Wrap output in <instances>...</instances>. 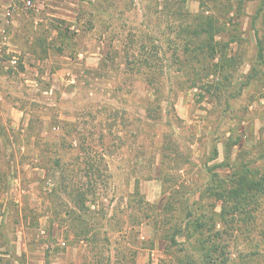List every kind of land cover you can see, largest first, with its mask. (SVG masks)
<instances>
[{
    "label": "rangeland",
    "instance_id": "1",
    "mask_svg": "<svg viewBox=\"0 0 264 264\" xmlns=\"http://www.w3.org/2000/svg\"><path fill=\"white\" fill-rule=\"evenodd\" d=\"M30 1L0 0V264H264V0Z\"/></svg>",
    "mask_w": 264,
    "mask_h": 264
},
{
    "label": "built area",
    "instance_id": "2",
    "mask_svg": "<svg viewBox=\"0 0 264 264\" xmlns=\"http://www.w3.org/2000/svg\"><path fill=\"white\" fill-rule=\"evenodd\" d=\"M25 3H26L27 5H29V4H31V1H30V0H26ZM10 62H11V63H15V62H16V59H15L14 56L10 59Z\"/></svg>",
    "mask_w": 264,
    "mask_h": 264
},
{
    "label": "trees",
    "instance_id": "3",
    "mask_svg": "<svg viewBox=\"0 0 264 264\" xmlns=\"http://www.w3.org/2000/svg\"><path fill=\"white\" fill-rule=\"evenodd\" d=\"M260 40V38H257L258 49L261 51L262 46Z\"/></svg>",
    "mask_w": 264,
    "mask_h": 264
},
{
    "label": "crops",
    "instance_id": "4",
    "mask_svg": "<svg viewBox=\"0 0 264 264\" xmlns=\"http://www.w3.org/2000/svg\"><path fill=\"white\" fill-rule=\"evenodd\" d=\"M21 50L23 51L24 49L23 48H21ZM33 53V52H32Z\"/></svg>",
    "mask_w": 264,
    "mask_h": 264
}]
</instances>
